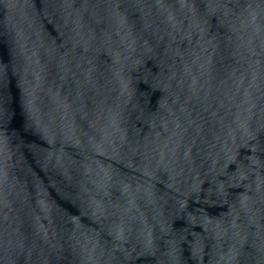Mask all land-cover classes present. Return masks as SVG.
Segmentation results:
<instances>
[{
	"label": "water",
	"instance_id": "obj_1",
	"mask_svg": "<svg viewBox=\"0 0 264 264\" xmlns=\"http://www.w3.org/2000/svg\"><path fill=\"white\" fill-rule=\"evenodd\" d=\"M0 264H264V0H0Z\"/></svg>",
	"mask_w": 264,
	"mask_h": 264
}]
</instances>
